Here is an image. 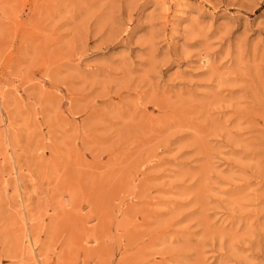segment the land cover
<instances>
[{
    "label": "rangeland",
    "instance_id": "374dc122",
    "mask_svg": "<svg viewBox=\"0 0 264 264\" xmlns=\"http://www.w3.org/2000/svg\"><path fill=\"white\" fill-rule=\"evenodd\" d=\"M0 264H264V0H0Z\"/></svg>",
    "mask_w": 264,
    "mask_h": 264
}]
</instances>
